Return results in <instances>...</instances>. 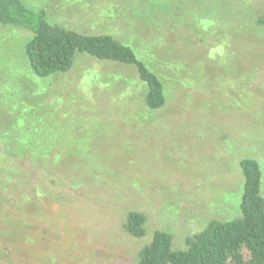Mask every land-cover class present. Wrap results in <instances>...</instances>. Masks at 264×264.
<instances>
[{"label": "rangeland", "instance_id": "rangeland-1", "mask_svg": "<svg viewBox=\"0 0 264 264\" xmlns=\"http://www.w3.org/2000/svg\"><path fill=\"white\" fill-rule=\"evenodd\" d=\"M22 1L52 24L131 46L167 102L150 110L132 67L87 53L37 76L31 34L0 25V264H136L157 230L184 250L209 221L240 217L245 157L259 163L264 198V0ZM214 3L223 18H210ZM58 152L84 188L48 183ZM130 210L146 215L140 238L123 228Z\"/></svg>", "mask_w": 264, "mask_h": 264}, {"label": "trees", "instance_id": "trees-1", "mask_svg": "<svg viewBox=\"0 0 264 264\" xmlns=\"http://www.w3.org/2000/svg\"><path fill=\"white\" fill-rule=\"evenodd\" d=\"M215 3L214 13L211 15L214 17L210 16V18H223L224 13L219 8L216 9ZM227 3V11L230 13L225 14L226 18L234 19L244 29L247 25L243 18L245 14L233 9L228 1ZM219 5L221 7L222 2ZM211 12L209 11V14ZM155 13L160 14V11L151 13L148 20L142 23L155 24L153 22L156 21ZM161 13L167 15L173 24L172 15L165 11ZM115 19L133 23L128 19ZM194 22L188 24L189 27ZM258 22H264V18H258ZM0 25L22 28L31 34L26 43V54L29 65L37 76L45 77L55 72L68 71L76 53H87L99 60L132 67L138 78L147 86L142 96L146 106L150 110H158L166 105L164 83L157 73L136 55L131 46L108 33H79L52 24L47 21L44 9L35 10L22 0H0ZM156 27H158L157 23ZM208 37H211L209 32L202 34L201 31V42H206ZM195 56L201 61L205 60L204 56ZM62 154L58 152L50 156L53 165L49 169L51 171L48 183L61 188L63 184H67L70 188L72 186L84 188L85 185L81 183L71 182L73 183L71 185L70 179L64 176ZM240 165L244 181L239 218L209 221L201 231L186 239L188 247L184 250L172 249L171 235L157 230L150 243L139 250L136 264H264V198L260 194L262 173L255 159L245 157L240 161ZM63 204L62 193L57 204V210L60 208L62 214ZM145 221V214L130 210L126 213L123 228L129 235L140 238L145 234Z\"/></svg>", "mask_w": 264, "mask_h": 264}]
</instances>
